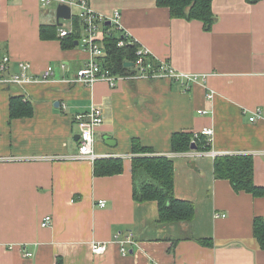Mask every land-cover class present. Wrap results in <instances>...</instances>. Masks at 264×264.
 Returning <instances> with one entry per match:
<instances>
[{
	"label": "crops",
	"instance_id": "obj_1",
	"mask_svg": "<svg viewBox=\"0 0 264 264\" xmlns=\"http://www.w3.org/2000/svg\"><path fill=\"white\" fill-rule=\"evenodd\" d=\"M87 1L100 14L119 11L128 40L157 60L207 79L189 88L167 79H130L115 88L72 83L89 56L79 45L63 48L56 4L0 0V63L10 60L0 80L19 74L21 62L36 78L0 82V264H264L253 232L254 219L264 218V197L217 179L211 155H252L255 184L264 187V119L250 121L257 111L264 118V0H213L211 30L172 18L157 0ZM43 26H57V37L42 39ZM49 67L53 76L41 81ZM14 96L31 102V117L10 119ZM94 108L104 116L95 152L121 158L119 175L95 176L93 162L68 158L81 133L76 115ZM204 128L214 131L212 151L173 152L174 133ZM134 139L173 159L175 195L194 203L192 222L160 224L157 202L135 201ZM46 216L52 221L42 227ZM128 237L134 244H124L123 254L119 241ZM94 242L107 251L94 254Z\"/></svg>",
	"mask_w": 264,
	"mask_h": 264
},
{
	"label": "trees",
	"instance_id": "obj_2",
	"mask_svg": "<svg viewBox=\"0 0 264 264\" xmlns=\"http://www.w3.org/2000/svg\"><path fill=\"white\" fill-rule=\"evenodd\" d=\"M255 3L259 0H249ZM213 0H157L158 7L167 8L174 19L199 20L204 23L206 30H211L214 24L212 11ZM75 31L62 39L64 49L73 48L79 39L81 27L77 18H74ZM57 26L41 27L42 39L56 38ZM120 38L115 32L107 35L103 41L106 51L102 64L115 75L135 73L133 67H125V63H133L137 58L139 45L124 38L126 45L118 47ZM34 110L31 102L24 101L22 96L10 99V119L29 118ZM195 142L197 150L208 152L212 145L206 137L195 138L194 133H174L172 136V150L175 153L191 151ZM132 151L135 155L132 160L134 199L136 202H157L159 206L160 224L189 223L195 219L196 208L193 202L176 197L174 190L175 165L173 159L156 155L154 150L143 146L138 139L132 142ZM124 171L121 158L99 159L94 163V175L99 177L119 175ZM254 157L248 154L220 155L214 159V175L219 180H227L238 193L245 192L254 197H264V187L254 181ZM253 232L259 245L264 249V218L256 217L253 223ZM203 246H213L211 239H199ZM57 264H62L58 260Z\"/></svg>",
	"mask_w": 264,
	"mask_h": 264
},
{
	"label": "built area",
	"instance_id": "obj_3",
	"mask_svg": "<svg viewBox=\"0 0 264 264\" xmlns=\"http://www.w3.org/2000/svg\"><path fill=\"white\" fill-rule=\"evenodd\" d=\"M43 7L50 6L52 4L66 5L72 10L71 20H61L69 22V27H64L62 24L58 26V36L64 39L70 36L75 31L74 18H77L81 27L79 34L78 45L88 54L89 59L86 65L80 69L77 75L70 82L85 86H93L96 82H107L110 87L115 88L120 81H126L130 79H167L183 83L186 88H189L192 84H198L205 82L207 75H199L193 73H184L176 70L169 61L157 60L147 49L140 48L137 51L136 61L133 62L135 73L127 75H115L107 69L102 61L105 58L106 51L103 45L105 37L112 32H117L120 38L118 47H124L128 39V35L123 30L121 23V14L119 11H115L112 15H104L95 11L90 2L87 0H40ZM76 10V13H75ZM110 23L109 26L107 24ZM9 58L6 57L0 63V72H5L8 69ZM21 72L15 74L8 79H2L0 82L16 85H25L36 80L35 76L30 73L31 65L27 62L19 63ZM54 74L52 67L47 68L41 75V81H48ZM215 96L214 91L210 90L207 94L208 99H213ZM199 113H204L202 110ZM257 119H264L261 116V112L257 111L250 118L251 122H255ZM75 121L79 124L81 133L78 140L77 152L68 157L71 160L76 161H90L95 163L99 160V155L95 152L96 133L97 129L103 124L104 116L103 112L99 108L92 109L89 113L78 114L75 117ZM214 131L211 128H204L202 131L195 133V138L200 136L206 137L209 144L212 145ZM212 151V150H211ZM201 152V151H199ZM210 152V151H208ZM213 157H217L216 152H212ZM220 156V155H219ZM105 201H100L99 206L105 207ZM219 217V215H215ZM52 221L51 216H46L42 227H48ZM122 245L123 254L127 253L124 244H134L131 237L125 239V241H119ZM108 249L106 243L94 242L92 244V252L96 255L104 254ZM26 257H31V253H26Z\"/></svg>",
	"mask_w": 264,
	"mask_h": 264
},
{
	"label": "water",
	"instance_id": "obj_4",
	"mask_svg": "<svg viewBox=\"0 0 264 264\" xmlns=\"http://www.w3.org/2000/svg\"><path fill=\"white\" fill-rule=\"evenodd\" d=\"M56 11H57L58 25H61V20H71L72 10L69 6L59 5V6H57ZM109 25H110V23L107 24V26H109ZM75 46H78V42L75 43ZM133 66H134L133 63H130V62L125 63V67L131 68ZM56 105H58V103ZM75 139L78 141L80 139V135H77L75 137ZM191 149L197 150L195 142L192 143Z\"/></svg>",
	"mask_w": 264,
	"mask_h": 264
},
{
	"label": "rangeland",
	"instance_id": "obj_5",
	"mask_svg": "<svg viewBox=\"0 0 264 264\" xmlns=\"http://www.w3.org/2000/svg\"><path fill=\"white\" fill-rule=\"evenodd\" d=\"M54 6H57V5H54ZM57 8V7H56Z\"/></svg>",
	"mask_w": 264,
	"mask_h": 264
}]
</instances>
